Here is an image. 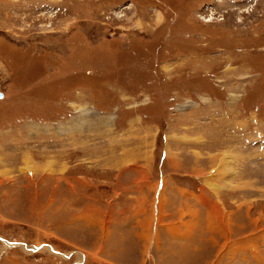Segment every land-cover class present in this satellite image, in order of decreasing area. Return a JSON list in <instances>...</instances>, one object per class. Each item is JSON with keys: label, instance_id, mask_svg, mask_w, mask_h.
<instances>
[{"label": "rangeland", "instance_id": "rangeland-1", "mask_svg": "<svg viewBox=\"0 0 264 264\" xmlns=\"http://www.w3.org/2000/svg\"><path fill=\"white\" fill-rule=\"evenodd\" d=\"M0 264H264V0H0Z\"/></svg>", "mask_w": 264, "mask_h": 264}, {"label": "water", "instance_id": "water-1", "mask_svg": "<svg viewBox=\"0 0 264 264\" xmlns=\"http://www.w3.org/2000/svg\"><path fill=\"white\" fill-rule=\"evenodd\" d=\"M0 97H2V93H1V91H0Z\"/></svg>", "mask_w": 264, "mask_h": 264}, {"label": "bare ground", "instance_id": "bare-ground-1", "mask_svg": "<svg viewBox=\"0 0 264 264\" xmlns=\"http://www.w3.org/2000/svg\"><path fill=\"white\" fill-rule=\"evenodd\" d=\"M2 97H3V93H2Z\"/></svg>", "mask_w": 264, "mask_h": 264}]
</instances>
